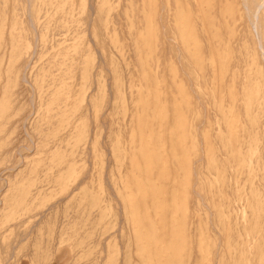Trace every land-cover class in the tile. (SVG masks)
Here are the masks:
<instances>
[{
	"label": "rangeland",
	"instance_id": "rangeland-1",
	"mask_svg": "<svg viewBox=\"0 0 264 264\" xmlns=\"http://www.w3.org/2000/svg\"><path fill=\"white\" fill-rule=\"evenodd\" d=\"M187 1L0 0V264H264V7Z\"/></svg>",
	"mask_w": 264,
	"mask_h": 264
},
{
	"label": "bare ground",
	"instance_id": "bare-ground-1",
	"mask_svg": "<svg viewBox=\"0 0 264 264\" xmlns=\"http://www.w3.org/2000/svg\"><path fill=\"white\" fill-rule=\"evenodd\" d=\"M189 1H192L194 7L196 8V10L199 11V13H201L200 16H202V19L205 20L206 29L212 31V36H213L214 39L211 40L213 42H209L207 44V47L209 48V51H210L209 52V57L213 61V57L215 55L218 56L217 53H218V47H219V43H220V39H218V31L220 30L219 21L218 22H214L213 21V18L216 15V14H213V10H214V7H215V4L213 2L214 0H189ZM242 2L244 4V6H245V9H247L246 12H248L249 18L252 20L251 23H254L255 22L254 20L259 21L258 20L259 13H261L260 11L264 7V0H242ZM227 8L228 7H224L223 8L224 10L221 9V8L219 9L221 15L227 14V16L225 15L226 17L222 18V20H223V22H222L223 23V28L229 26L228 22H227V17L232 15V11H230L231 9L230 8L227 9ZM180 10L182 11V14H183V16H181V17L184 20L183 19L179 20V17H180L179 16V12H180ZM190 19H191V13H190V10H189V2L187 0H184V1L173 0V29H174L173 30L174 31L173 32V38L174 37H178L179 39L181 38V40H185V42L187 41V39H188V29L189 28L191 29V21H190ZM255 24H256L255 26L259 25L257 22H255ZM259 34H260V32H259ZM260 35H262V34H260ZM257 36H259V35H257ZM193 38H194V36H193ZM193 40H195V38ZM261 40H260L261 44H260L259 41H257V42L260 44L259 47H261V53L260 54L264 56V44H262ZM263 41H264V38H263ZM163 124H164L163 122H159L157 124V126L160 129H163ZM154 126H155V124L153 122H151V126H150L151 130L154 129ZM161 132H162V130H161ZM160 137L162 138L161 135H160ZM205 140H206V143H207V146H208V150H209L208 141H207L206 138H205ZM177 144H178L179 149H184L183 147H185V140L184 139H178ZM142 149L145 150L144 153H146V154H148V153L149 154H153L155 152V148H153V143L148 141V140H146L145 147L142 146ZM146 161H147L148 165L151 168H153L151 166V164L153 162V158L150 157V155L146 156ZM164 192H165V190H164ZM173 192H174V189L172 190L171 193H173ZM159 193L163 194L161 192H159ZM240 197L238 196L237 199H240ZM176 200L177 199L175 198V200L172 201V202H173L174 208L176 210H178L177 207L179 206V204L176 202ZM185 200H186V197H185ZM162 204H164V201L162 202ZM164 208H165V205L161 208V211H163Z\"/></svg>",
	"mask_w": 264,
	"mask_h": 264
}]
</instances>
